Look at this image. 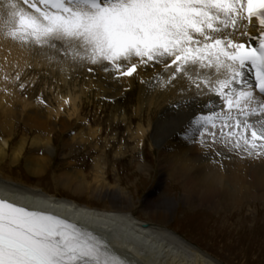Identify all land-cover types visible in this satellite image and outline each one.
<instances>
[{
	"label": "snow or ice",
	"instance_id": "obj_1",
	"mask_svg": "<svg viewBox=\"0 0 264 264\" xmlns=\"http://www.w3.org/2000/svg\"><path fill=\"white\" fill-rule=\"evenodd\" d=\"M0 33L60 45L115 79L163 65L165 84L182 78L195 99L220 101L188 119L186 139L264 157V0H0ZM0 264L129 261L66 220L0 197Z\"/></svg>",
	"mask_w": 264,
	"mask_h": 264
},
{
	"label": "rangeland",
	"instance_id": "obj_2",
	"mask_svg": "<svg viewBox=\"0 0 264 264\" xmlns=\"http://www.w3.org/2000/svg\"><path fill=\"white\" fill-rule=\"evenodd\" d=\"M40 63L32 61L18 75L14 85L19 96L29 97L28 100L36 102L38 107L35 109H39L45 117L48 113L46 111L50 109L49 105L56 107L58 93L61 95L69 91H83L88 71L83 68L77 74L67 75L69 70L66 78L62 79L58 69L55 72L51 67ZM73 67L77 66H71L70 69ZM17 71L15 69L11 74L17 76ZM113 84L112 81L107 86L102 82V88L106 93L117 96L116 88L111 87ZM142 87V84L137 83L133 91L112 102L97 100L96 91L86 93L80 103L82 115L78 116L79 121L68 125L64 121H71L74 117L71 112H65L55 124L57 129L52 130L50 148L44 147L42 143L49 137L54 116H50L51 123L48 127L45 124L39 126L34 120L35 111L30 113L32 108H24L22 101H16L18 116L12 119L0 116V140L9 139V149H6L4 157H0V182L17 185L24 190L35 188L51 197L70 198L79 204L102 210H108L111 206V197H105V193L119 192L129 199L130 208L138 219L178 231L196 247L184 249L170 238H166L168 241L151 239L150 246L155 247L153 253L158 256L156 258L160 264H174L177 261L207 264L209 259H214L218 264H264V186L259 195L252 189L249 190L253 187L250 185L255 182V172L249 174V188L247 189V185L245 187L246 193L252 192L255 195H248L252 200L234 209L229 204L237 200L238 194H230L231 191L228 190V205L223 201L224 205L221 203L215 206L211 202H202L200 196L198 200L187 179L183 184L179 183V177L172 176L165 165L162 166L164 152L160 151L159 146L163 143L154 130L149 131L145 138L142 159L134 133L139 123L144 122L146 129L149 122H156L163 115V108L161 110L156 105L140 107V100L144 101ZM6 103L10 104V101H5L4 110L8 106ZM123 111L127 112L125 120L121 116ZM117 114H121L120 117L113 119ZM93 129L99 130L98 136L96 132L90 131ZM34 140L38 143L34 144ZM19 144L24 149L16 158L13 151ZM196 144L194 146L199 150V145ZM30 155L42 159L40 171L30 170L27 163ZM71 173L75 175H71L73 182L79 183L80 187L73 189L72 182L65 181ZM237 176L235 179L233 176L232 180L240 181ZM255 187H258L257 190L260 188L258 184ZM75 189L82 191L75 192ZM239 190L245 191L242 188ZM241 200L243 198L239 197L236 203L240 204ZM173 203L175 204L172 205ZM200 255L204 258H200Z\"/></svg>",
	"mask_w": 264,
	"mask_h": 264
},
{
	"label": "bare ground",
	"instance_id": "obj_3",
	"mask_svg": "<svg viewBox=\"0 0 264 264\" xmlns=\"http://www.w3.org/2000/svg\"><path fill=\"white\" fill-rule=\"evenodd\" d=\"M57 47L59 50L52 49L47 46L41 47L35 44H21L18 41H13L12 39L5 38V36L0 33V116H2V118H4L5 116L12 119L13 117L18 116V106L16 105V101H22L24 104V108L28 106L30 109L32 108L30 113L35 111L36 114L34 116L36 117L34 118V120L38 123V125L42 126L43 124H45L46 127H48L51 123L50 116L53 115L55 118L59 114V107L65 106L66 97L64 96L69 95V102L73 108L72 113L76 114L77 117L72 119H76V121L65 120L64 122H67L68 125H73L75 122L79 121L78 116L82 115V111L80 112V107L78 106L77 102L82 98L83 95L86 94V91H69L61 95L58 93L56 96V100H58L59 102L58 107L56 108L49 105L50 109L48 110L49 107L46 109L48 110L46 111L48 113L47 116L44 117V115L39 112V109H35V107H38L37 103H33V101H30V99L28 100L29 97L21 98V96H19V93H17V87L14 85L16 79L18 78V75H21V72L23 73V71L28 68L32 61H34L35 63L41 62L40 64L46 65L45 67H51V70H55V72L56 69L54 68H58V71H60V74L63 77L62 79H64V77L66 78L65 75L69 70L70 71L68 75H74L77 74V72L82 71L84 66V68H86L87 66L91 65L92 67L94 66L93 68H96L99 71L101 70V67L98 65H92L87 63L86 61L73 60L70 53L68 55L64 54L65 49L62 46L58 45ZM80 64L82 66H80ZM71 66L77 67H73L72 69H70ZM156 68L160 71V73L157 74L159 76L154 75L149 71L145 72V67L143 66H141L137 74L138 76H143L148 79L146 85L142 87V98L144 101L140 100V107L149 104L150 107L156 105L161 110L163 108V115L160 120H157L153 123H148V126L152 129V132L154 130L156 134L161 138L163 143L162 145H165L162 146L158 144L160 145V151L162 150L164 152L162 154V157L164 159L163 164L161 161L162 166L165 165V168L170 171L172 176L177 178L179 177L178 179L180 181L177 180L179 183L183 184L184 180L186 179L188 182H191V191L195 193L197 199L198 196H200L202 202H211L215 206L221 203L224 205L225 202L229 201L230 198L226 197L228 190L231 191L230 194H238V198H245L248 195L250 197L254 196L255 194H253L252 192L246 193L245 189L246 185L248 186L247 189L249 188V182L247 180V178H249V174L254 172L255 182L253 181L254 183L250 185L253 187H250L249 190L252 189V191H254L258 195L262 194L264 186V157H245L242 154L244 152L230 150L229 153H226L225 151H228V149H225L224 147L223 148L225 150V154L224 156L220 157L218 150L221 145L215 144L207 148L206 146L201 145V143L199 142V137H197V140L195 141H191L185 138V133L184 131H182V129L184 128V125L186 126L188 119L199 116V113L202 111V109H206V104L218 105V103H220L219 99L211 94L203 95L201 98L195 99L196 90L195 88L189 89L186 80L181 78L173 81L172 83L165 84V81L168 77V72L165 71V69L160 64H158ZM15 69H18L17 76L11 74ZM101 71L102 73H98L99 77L97 78V81L95 83L98 86L97 94L103 93L105 96L111 97L114 95H112L110 92L106 93L104 91V88H102V82H104L107 86H110V82L113 81L114 84L111 85V87H115L117 95H119L121 94L123 87L133 84V80L135 78V76H131L115 79L114 76L110 74V72H108L109 74H107V72H105L103 68ZM92 75L94 74H89V79L88 81L85 80L84 84L87 83L88 85L95 81V77H92ZM105 75H107L106 78L104 77ZM5 101H10V104L6 103L8 105L6 106V110H4ZM163 103H166V105L163 106ZM199 103L200 105H198ZM20 113L24 114V112L22 111ZM121 114H117L115 117L113 116L114 118H112L117 119V117H120ZM121 116H124L123 120H125L127 117V112L123 111V114ZM52 121H54V124L52 125L50 130L57 129V126L55 125V119ZM144 125V122L139 123L138 129L143 130V133H137V137H144L145 133H147V131L144 129ZM90 131L96 132L97 136L99 134V130L97 129H93ZM4 139L0 140V157H4L6 154V149L8 150V142L6 139ZM51 141L52 140L47 138L45 142L43 141L44 144L42 143V145H44V147L48 146L50 148ZM33 143L37 144L38 141L34 140ZM195 143L199 145V150L194 146ZM200 148L202 152L200 151ZM23 149V145H17L13 151L14 157H19L22 154ZM236 156H239L241 159L238 157L236 158ZM243 160L245 161L241 162ZM27 163L31 171L37 172L41 170L42 159L36 157L35 155H30L28 157ZM195 165H197V168L195 171H193ZM103 173L105 175V171ZM71 175L75 176L71 173L70 175H67L65 181L67 183L72 182L73 185L71 186L73 189L76 187H80L79 183L76 184L73 182V177ZM236 176L237 180L240 181L232 180V177L233 179H235ZM241 178L243 179L241 180ZM230 184L232 185V188H230ZM255 184L259 185L260 188L258 190V187L256 188ZM240 188L244 189L245 191L239 190ZM237 190H239L240 192ZM74 191L80 192L82 191V189H75ZM259 191H261V193ZM108 196L111 197V206L108 210H102L99 208L94 209L95 207L92 208L91 206L79 204L78 202L70 198L49 201L52 203L51 206L54 209L58 206H62L64 209H73L71 210V214H75L77 215V217L84 218V215L91 214L95 218L103 219L104 222H100L98 223L99 225H96L98 226L100 231L103 232L106 231V228L110 227V225H113V222L111 221L123 223L122 225L118 224V227L124 228L125 226L127 228L125 230H128L129 232L128 233L125 231V239H123L131 246H134L136 248L142 247V249L149 248L150 250L149 254L145 253L140 258L131 255V253L127 251H121L138 262V264H146L145 260L151 261L152 264H160L158 263L159 259L156 258L158 256H155L156 254L153 253L155 247L150 246L152 243H150L151 239L153 241H166V238H170L173 243L175 242L180 244L184 249H196L195 246H193L183 236L178 234V232L169 229V227L165 225L162 226L158 224H149L148 226H144L146 222L141 221L133 214L130 208V201L126 196L120 194L117 191L107 192V194L105 193V197ZM194 196L192 197L195 198ZM238 198L237 200H233V202L229 204L231 205V208H237L236 204L239 205L238 203H236V201L238 202ZM43 201V199L40 200V202ZM174 204L175 203H173L172 205ZM162 218H164V216H162ZM102 228H105V230H103ZM107 234L109 235V233ZM117 234L118 236H120L119 233ZM120 237L122 238V236ZM169 243L172 244V242ZM200 258H204L203 255H200ZM213 261L215 262V264H218V262L214 259H209V263L207 264H214ZM174 264L186 263H180L179 261H177Z\"/></svg>",
	"mask_w": 264,
	"mask_h": 264
},
{
	"label": "water",
	"instance_id": "obj_4",
	"mask_svg": "<svg viewBox=\"0 0 264 264\" xmlns=\"http://www.w3.org/2000/svg\"><path fill=\"white\" fill-rule=\"evenodd\" d=\"M227 203V202H226Z\"/></svg>",
	"mask_w": 264,
	"mask_h": 264
}]
</instances>
